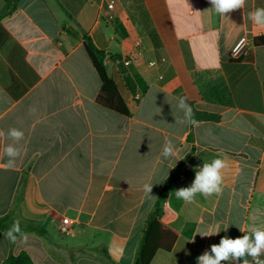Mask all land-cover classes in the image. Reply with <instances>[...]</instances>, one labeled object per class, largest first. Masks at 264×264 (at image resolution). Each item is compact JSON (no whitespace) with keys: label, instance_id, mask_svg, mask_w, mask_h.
Masks as SVG:
<instances>
[{"label":"crops","instance_id":"crops-1","mask_svg":"<svg viewBox=\"0 0 264 264\" xmlns=\"http://www.w3.org/2000/svg\"><path fill=\"white\" fill-rule=\"evenodd\" d=\"M211 8L209 0H20L0 20V218L27 234L13 243L0 231V264L19 253L33 264H135L173 171L161 221L177 237L150 264H197L222 237L264 229V44H254L264 29L249 18L264 0L226 16ZM84 37L105 54L127 115L97 104L101 82ZM240 37L251 47L233 60ZM179 97L197 126L175 122ZM10 128L24 138L10 139ZM166 140L176 151L168 159ZM10 144L20 155L6 169ZM216 158L228 165L222 193L178 199ZM62 218L74 221L66 234ZM209 229L219 233L202 236Z\"/></svg>","mask_w":264,"mask_h":264},{"label":"clouds","instance_id":"clouds-1","mask_svg":"<svg viewBox=\"0 0 264 264\" xmlns=\"http://www.w3.org/2000/svg\"><path fill=\"white\" fill-rule=\"evenodd\" d=\"M209 2L212 5L211 9H214L217 14L226 16L227 13L243 8L246 0H209ZM249 18L258 28L264 29V8H257L251 12ZM186 101V97L178 98L177 107L184 115L183 118L175 122L180 124L187 122L197 126L199 122L194 118L193 109ZM3 136L4 133L0 131V138ZM8 137L18 142L24 138V133L16 128H10ZM3 152L9 157L3 167L6 169L13 168L15 159L20 155V149L10 144L3 149ZM161 155L165 159L176 156L175 147L171 140H166ZM227 167L226 161L221 158L213 159L211 163H204L199 171H196L195 179L189 187L175 191L176 197L186 203H192L197 194L204 197L221 194L224 170ZM152 187L151 184H145L143 186L145 194L151 195ZM209 233L202 236L216 235L219 231L209 229ZM17 234L23 238L24 242L27 241V234L21 231L18 220L13 222L4 235L6 239L14 243L17 240ZM262 256H264V229L257 227L242 237L235 239L227 236L222 237L218 245H211L210 251L205 250L202 255L197 257V264H221L222 261H226L228 264H264V259H261ZM248 257H251V261Z\"/></svg>","mask_w":264,"mask_h":264},{"label":"trees","instance_id":"trees-1","mask_svg":"<svg viewBox=\"0 0 264 264\" xmlns=\"http://www.w3.org/2000/svg\"><path fill=\"white\" fill-rule=\"evenodd\" d=\"M19 1L20 0H3V6L0 11V20L5 16L10 15L15 10ZM254 44H264V38L254 40ZM83 46L101 82V88L96 98L97 104L116 113L127 115L128 110L117 91L115 83L106 75L103 66V58L105 54L96 49L89 37H84ZM176 179V172L173 171L163 183L156 199L154 210L150 213L148 221L143 229L142 240L137 251L135 264H150L154 254L158 250L169 252L176 240L177 232L164 225L161 221V215H159L161 204L165 199L166 193L172 184L176 182ZM7 219V217L0 218V231L4 233H6L12 226L7 223ZM20 228L21 231L24 230V227L21 225ZM2 264L33 263L25 253H19L16 256H7Z\"/></svg>","mask_w":264,"mask_h":264},{"label":"built area","instance_id":"built-area-1","mask_svg":"<svg viewBox=\"0 0 264 264\" xmlns=\"http://www.w3.org/2000/svg\"><path fill=\"white\" fill-rule=\"evenodd\" d=\"M114 1H110L107 4V9H111ZM251 47L250 41L246 37H240L231 47L230 58L233 60L239 59L242 55L246 54ZM122 63L124 65H129L131 63V58H122ZM152 65V63H150ZM74 221L69 218H62L60 221L59 231L62 234H66L70 231Z\"/></svg>","mask_w":264,"mask_h":264},{"label":"water","instance_id":"water-1","mask_svg":"<svg viewBox=\"0 0 264 264\" xmlns=\"http://www.w3.org/2000/svg\"><path fill=\"white\" fill-rule=\"evenodd\" d=\"M162 214V211H159V215H161Z\"/></svg>","mask_w":264,"mask_h":264}]
</instances>
